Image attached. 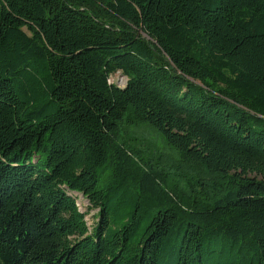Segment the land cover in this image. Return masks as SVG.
I'll return each instance as SVG.
<instances>
[{
  "label": "trees",
  "instance_id": "16d2710c",
  "mask_svg": "<svg viewBox=\"0 0 264 264\" xmlns=\"http://www.w3.org/2000/svg\"><path fill=\"white\" fill-rule=\"evenodd\" d=\"M0 264H264V0H0Z\"/></svg>",
  "mask_w": 264,
  "mask_h": 264
},
{
  "label": "rangeland",
  "instance_id": "374dc122",
  "mask_svg": "<svg viewBox=\"0 0 264 264\" xmlns=\"http://www.w3.org/2000/svg\"><path fill=\"white\" fill-rule=\"evenodd\" d=\"M113 84L119 87L124 86L125 78L117 73L110 78ZM120 139H115L118 142L127 144L132 150L135 149L144 157L150 158L151 162L163 173L169 174L170 177H175L181 185H186L187 182L194 183L196 180L202 181L203 184H214L212 177L207 176L202 172H196L185 164L179 162V158L175 152L170 150L152 130L144 126L130 127L122 125L120 127ZM210 191L206 189V193ZM77 198V206L82 213H87L89 204L81 195H75ZM96 211H91L86 216L88 227L96 223Z\"/></svg>",
  "mask_w": 264,
  "mask_h": 264
}]
</instances>
